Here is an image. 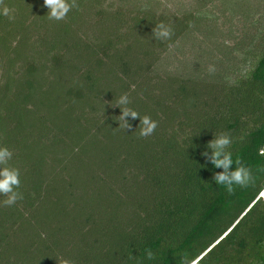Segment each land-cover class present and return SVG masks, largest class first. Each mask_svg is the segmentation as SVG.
Returning a JSON list of instances; mask_svg holds the SVG:
<instances>
[{
	"label": "trees",
	"instance_id": "trees-1",
	"mask_svg": "<svg viewBox=\"0 0 264 264\" xmlns=\"http://www.w3.org/2000/svg\"><path fill=\"white\" fill-rule=\"evenodd\" d=\"M77 3L0 13V146L23 194L0 196V264H264V0ZM194 53L220 64L202 91L179 70ZM124 94L151 136L119 128ZM220 133L255 177L232 195L201 155Z\"/></svg>",
	"mask_w": 264,
	"mask_h": 264
},
{
	"label": "clouds",
	"instance_id": "clouds-1",
	"mask_svg": "<svg viewBox=\"0 0 264 264\" xmlns=\"http://www.w3.org/2000/svg\"><path fill=\"white\" fill-rule=\"evenodd\" d=\"M44 6L48 9L47 18L50 21H62L67 17V14L73 9L78 8L77 0H43ZM0 5H4V0H0ZM4 16H9V8L4 5L0 10ZM9 18H11L9 16ZM173 35L172 29L165 26L163 23L155 25L152 30V37L156 40H168ZM209 74L215 72V67L209 65ZM130 103L127 94L121 95L115 106L121 109V115L117 116L115 120L119 121V128L122 130L129 129L131 125L128 123V117L136 119L139 117V138H147L151 136L158 124L152 120L151 117L145 115L141 118L138 112L127 107ZM232 139L226 133L214 135V138L208 141L206 150L201 155L208 163L218 169L220 172L213 174V180L216 185L223 186L229 195L235 193L237 187L247 188L255 183V177L250 167L244 164L240 159H233L230 146ZM208 149L211 151L209 152ZM260 155L264 156V149L260 150ZM13 157V152L6 146H0V196L5 197L3 205L11 207L17 201L23 199L22 192L18 191L21 185L20 171L17 168L9 166V161ZM264 195V193H261ZM154 254L149 249L146 252V259L153 260ZM198 258H190L187 254H182L179 257V264H199Z\"/></svg>",
	"mask_w": 264,
	"mask_h": 264
},
{
	"label": "rangeland",
	"instance_id": "rangeland-1",
	"mask_svg": "<svg viewBox=\"0 0 264 264\" xmlns=\"http://www.w3.org/2000/svg\"><path fill=\"white\" fill-rule=\"evenodd\" d=\"M0 10H2V6H0ZM11 12H13V10H11ZM230 25L231 24H226L225 30L228 29V26H230ZM243 25H244V22H236L234 24V29L236 31H239L240 29H242ZM239 35H240V33H239ZM187 53L189 54L190 52L187 51ZM195 53H194V56H192V58L189 59L187 64H180L179 70H180V72H182L185 68L184 66L187 65L188 69L194 73V75H192L191 77L194 81V84H195L197 90L202 91L204 86L207 84L206 81H214V80H212L213 74H209L207 62L204 61L203 58L200 57L199 55L196 56ZM173 55L176 56V53H174ZM185 55H187V54L185 53ZM217 57L220 59L221 56L218 54ZM201 60H203V61L201 62ZM213 66L215 67V71H216L220 67V64L217 61H215ZM201 73H203V74L201 75ZM211 85H214V83H211ZM262 198H264V195H262Z\"/></svg>",
	"mask_w": 264,
	"mask_h": 264
}]
</instances>
